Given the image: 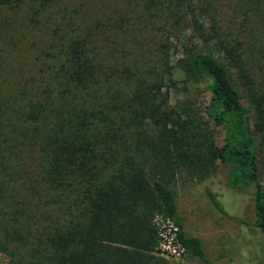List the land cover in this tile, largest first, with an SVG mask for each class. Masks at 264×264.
<instances>
[{
    "label": "trees",
    "instance_id": "trees-1",
    "mask_svg": "<svg viewBox=\"0 0 264 264\" xmlns=\"http://www.w3.org/2000/svg\"><path fill=\"white\" fill-rule=\"evenodd\" d=\"M27 1L0 0V22ZM104 1L96 5L104 20L125 5L147 10L143 0ZM153 1L145 27L188 26L182 51L171 53L169 39H156L154 53L118 51L113 30L55 18L59 29L35 31L43 57L23 69L9 46L26 29H0V252L8 264H166L152 255L157 215L178 227L188 256L211 264L201 239L183 232L173 187L219 172L229 189L253 188V226L264 240V0Z\"/></svg>",
    "mask_w": 264,
    "mask_h": 264
},
{
    "label": "rangeland",
    "instance_id": "rangeland-1",
    "mask_svg": "<svg viewBox=\"0 0 264 264\" xmlns=\"http://www.w3.org/2000/svg\"><path fill=\"white\" fill-rule=\"evenodd\" d=\"M98 1L28 0L19 12L5 10L2 13L3 20L2 23L0 22V29H26L27 35L23 34L20 37L19 34H16V39L13 40L15 45L9 46L10 50L14 51L16 61L23 66V69L31 67V65L34 67L37 63L36 56L43 57L41 53L47 47L42 48L40 35L35 31L36 29H59L60 26L56 27L53 22L55 18L61 22L67 19L66 25L71 22L72 26L74 25L78 29L113 30L116 36L113 41L118 44V51L120 49L128 51L130 49L127 47L134 46L142 47L145 50L151 49L154 53L153 47L157 43L156 39L163 41L169 39L167 44L171 53L174 54L182 51L185 45H189L193 31L186 25L181 29H156L157 25L153 29L145 27L144 23L149 20L150 13L153 11L151 0H143L147 10L142 12H139L137 8L136 10H131L135 8L128 9V5L124 6V10L108 11L109 13L105 14H108L110 20H104L105 15H101L102 17L99 15L98 11L101 8L96 6ZM105 1L101 5H104ZM123 2H128V0H123ZM153 2L155 3V0ZM134 3L138 4L137 1ZM138 8L143 9L142 4H138ZM56 13L57 15L54 17ZM144 17L147 20H144ZM151 19L154 22V18ZM109 26L112 29H109ZM115 26L119 29H114ZM164 26L170 27L168 22ZM28 29H33V32L29 33ZM205 30L214 32L216 29ZM244 48L248 49V45H244ZM120 58L124 64L127 63L128 58ZM174 78H179L176 71ZM199 88L202 90L203 85H199ZM200 94L199 99L203 103L207 94L204 92ZM244 102L246 103L245 100ZM224 176L223 172H219L216 177L201 184L179 181L173 187L183 232L187 236L201 239L205 255L211 264H264V240L259 230L253 226L254 190L253 188L245 191L229 189L224 185ZM206 189L215 195L224 213L213 206L206 194ZM164 218L162 215L154 217L155 229L156 222ZM152 255L165 261L166 264H172L171 259L162 255L158 244L157 250ZM7 261L8 258L0 252V264H8ZM184 264L203 263L198 258L186 254Z\"/></svg>",
    "mask_w": 264,
    "mask_h": 264
},
{
    "label": "built area",
    "instance_id": "built-area-1",
    "mask_svg": "<svg viewBox=\"0 0 264 264\" xmlns=\"http://www.w3.org/2000/svg\"><path fill=\"white\" fill-rule=\"evenodd\" d=\"M158 249L172 264H184L185 249L177 238L178 227L170 219L156 222Z\"/></svg>",
    "mask_w": 264,
    "mask_h": 264
}]
</instances>
